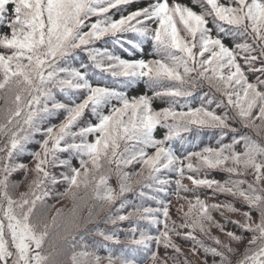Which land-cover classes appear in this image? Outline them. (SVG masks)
I'll use <instances>...</instances> for the list:
<instances>
[{"label":"snow or ice","instance_id":"6c2138e0","mask_svg":"<svg viewBox=\"0 0 264 264\" xmlns=\"http://www.w3.org/2000/svg\"><path fill=\"white\" fill-rule=\"evenodd\" d=\"M193 3L0 0V264H264V0Z\"/></svg>","mask_w":264,"mask_h":264},{"label":"trees","instance_id":"16d2710c","mask_svg":"<svg viewBox=\"0 0 264 264\" xmlns=\"http://www.w3.org/2000/svg\"><path fill=\"white\" fill-rule=\"evenodd\" d=\"M171 2H173V0H170V3H171ZM176 2L181 3V4H184V5H187V6H189V7H192L194 11L200 12V8H199V6H198V5H195V4L193 3V0H176ZM222 2H226V0H222ZM209 27H212L211 22L209 23ZM0 31L7 32L8 30H7L6 28H4V29H0ZM226 43H229V46H231V43H230V42H227V41H226ZM147 50H150V45L147 47ZM125 56H126V54H125ZM126 58H127V57H126ZM145 58H150V57L147 56V51H146V53H145ZM249 79L251 80V79H253V77L250 76ZM127 91H128V94H129L130 97H132V96L143 95V94H145V93H147L148 95H151V93L148 92V90L144 87L143 84H140V85H138V86H136V87H134V88H130V89H128ZM165 106H166V105L163 104V103H162L161 101H159V100H155V101L153 102V107H154L156 110H160L161 108H163V107H165ZM163 132H164L163 129H158V130H157V133H156L157 137H158V138H159V137H162ZM37 139H39V137H37ZM211 142H212V141H211V138H210V137L203 138V144L206 145V144H209V143H211ZM238 150H239V149H238ZM74 163H75V161H74ZM77 166H78V165H77ZM212 175H214L217 179H222V178H223V174H220V173H213ZM14 178L17 179V180H19V179H20V175L17 174ZM110 183H112L114 187L116 186V181H115V179H113L112 181H110ZM184 183H185L189 188L192 187V185H191V183H190L189 181L185 180ZM21 188L24 189L23 187H21ZM24 190H25V189H24ZM62 190H63V189H61V191H62ZM129 195H131V194H129ZM49 203H50V204L55 203V208L52 209V214H54V213H55V210H56V209H59V208H63V209H65V211H67L69 208H71V203H70L69 201H67V200L60 201L59 203H56L55 201L50 200ZM177 206H178V205L176 204V202L173 201V211H172V215H173V218H174V219L177 218V213L175 212V208H176ZM237 206H240V207H241L240 204H237ZM84 214L86 215L87 212L85 211ZM232 218H233V217H232ZM233 219H234V218H233ZM230 227H231V226H230ZM177 243H178V244L180 243L181 245H183L182 248H183L184 246H185V248H187V249L190 247V242H188V241H184V240H180V239L178 240V239H177ZM243 251H244V248H243V246H241L240 251L237 253L236 256L233 257V260L236 261L237 259H239L240 256L242 255ZM100 254H101V255H104V254H106V253L104 252V250H100ZM167 254H168V256H171L173 253H172L171 250H169ZM160 255H161L162 257L165 255V251H164L163 248L160 249ZM201 257H202V253H201ZM189 259H190L191 261H193V264H201V261H200L201 258H200V257L198 258V261H197V262H194V260L192 259V256H189ZM170 263H171V262L169 261V264H170ZM209 264H211V258H209Z\"/></svg>","mask_w":264,"mask_h":264},{"label":"rangeland","instance_id":"374dc122","mask_svg":"<svg viewBox=\"0 0 264 264\" xmlns=\"http://www.w3.org/2000/svg\"><path fill=\"white\" fill-rule=\"evenodd\" d=\"M223 179V178H222ZM20 191H24V189H20ZM210 203L211 202H213V201H209ZM237 207H240V206H237ZM184 211H187V206H185V208H184ZM233 218L234 219H238L239 217H237V216H233ZM223 238V237H222ZM179 240V239H178ZM180 244V243H179ZM181 245V244H180ZM181 246H183V245H181ZM184 248V250H185V254H188V249L187 248H185V246L183 247ZM191 256V255H190ZM202 258L201 257V254L200 255H197V256H192V259L194 260V262H197L198 261V258ZM201 261V260H200ZM171 264V263H170Z\"/></svg>","mask_w":264,"mask_h":264}]
</instances>
